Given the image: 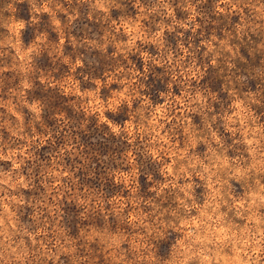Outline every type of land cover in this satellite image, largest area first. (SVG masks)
Segmentation results:
<instances>
[{
	"label": "rangeland",
	"instance_id": "obj_1",
	"mask_svg": "<svg viewBox=\"0 0 264 264\" xmlns=\"http://www.w3.org/2000/svg\"><path fill=\"white\" fill-rule=\"evenodd\" d=\"M157 3L52 0L45 12L40 0H0L5 152L32 153L23 171L39 176L52 209L43 219L58 210L56 228L74 246L97 236L121 252L171 244L168 264H252V249L264 264V0H164L149 12ZM169 54L174 71L161 66ZM126 88L143 121L123 102ZM21 124L25 139L13 136ZM74 195L93 205L91 223L75 222ZM153 205L173 218L149 243ZM87 253L89 264H121L95 243Z\"/></svg>",
	"mask_w": 264,
	"mask_h": 264
},
{
	"label": "clouds",
	"instance_id": "obj_2",
	"mask_svg": "<svg viewBox=\"0 0 264 264\" xmlns=\"http://www.w3.org/2000/svg\"><path fill=\"white\" fill-rule=\"evenodd\" d=\"M236 2L244 4L245 0H236ZM248 2L251 3V0H248ZM40 3L41 9L46 12L48 11L46 5L51 4L52 0H40ZM257 3H259V0H257ZM161 6L166 7L164 0H158L157 6L148 9V11L153 13L158 12ZM251 6L256 8V4H252ZM256 12L260 13V19L264 20V12H261L260 8H256ZM181 27H186V25H181ZM162 60L161 66L167 65L171 70H175L177 65L173 63V58L170 54L166 58H162ZM229 67H232V65H229ZM175 82L177 81L174 80ZM128 86H131V82H129ZM129 96L135 100V90L128 91L126 88L123 102L128 103L130 112L140 117L141 121H143V112L132 108L131 103L127 99ZM137 102L144 105L145 111L151 108L148 101L143 98H140ZM201 105L202 107H207L206 99L201 98ZM32 111L35 113L33 120L39 121L40 110L37 107H32ZM13 136L18 139L26 138L22 124L18 125L16 131L13 132ZM34 143L35 141L33 140L30 142V145ZM6 147L8 145L4 143L3 136L0 135V161L11 160L13 164L11 172H6L3 168H0V264H71L73 256L79 260V264H89L87 260L80 258L87 256V247L93 243L100 249L109 248L115 250L121 257V264H168V261L173 258L170 255L172 252L171 244H169L167 250H157L154 248L136 249L130 247L121 252L118 246H114L108 240H103L99 236L92 239L83 238L75 246L69 243L65 236L59 234L56 228V225L61 224V214L58 210H56L55 216L49 217L50 223L43 219L45 213H51L52 209L49 207L46 195H42V189L36 182L39 176L32 169H29V175L25 177L23 166L27 159H34V156L32 153H29L25 157L24 149H21L19 152H5ZM152 155L155 156V153H152ZM47 187L48 185L45 182L44 188L46 189ZM22 189H32V195L39 197V201L25 199L21 191ZM61 189L64 193L72 195L71 189L67 185H62ZM85 198L87 199V196ZM73 200L81 207L82 213L75 222L84 223L85 216H87L89 217L87 223H91L90 217H92L93 205L89 203L81 206L79 204V195H74ZM28 208H33L36 213L34 216H31L30 222L22 220L21 215L18 214L26 213ZM181 209H187V204L181 202ZM150 218L153 220V223L148 232H146V235L149 237L148 242H158L161 238V233L165 232L167 228L172 227L171 219L173 217L171 214H166L162 209L156 208L153 205L152 209H150ZM61 226L63 227V225ZM138 230H144L143 225L138 226ZM60 241H64V243H60ZM65 249H68V251H65ZM153 252L157 255L155 261L148 259ZM248 252H251L252 255H248ZM248 252L245 255L248 256L252 264H255V252L252 249H249ZM61 256L64 259H61ZM188 259H194V257L189 256Z\"/></svg>",
	"mask_w": 264,
	"mask_h": 264
}]
</instances>
